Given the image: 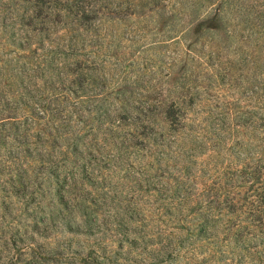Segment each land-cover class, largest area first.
Wrapping results in <instances>:
<instances>
[{
    "label": "rangeland",
    "instance_id": "obj_1",
    "mask_svg": "<svg viewBox=\"0 0 264 264\" xmlns=\"http://www.w3.org/2000/svg\"><path fill=\"white\" fill-rule=\"evenodd\" d=\"M49 1L0 0V264H264L261 30L190 0ZM58 13L57 35L25 48ZM181 90L195 102L175 130L101 120ZM48 153L56 168L35 158Z\"/></svg>",
    "mask_w": 264,
    "mask_h": 264
},
{
    "label": "trees",
    "instance_id": "obj_2",
    "mask_svg": "<svg viewBox=\"0 0 264 264\" xmlns=\"http://www.w3.org/2000/svg\"><path fill=\"white\" fill-rule=\"evenodd\" d=\"M51 1V0H50ZM48 2L47 4H49V6L51 5V2ZM210 4L207 7H203L202 5H199L197 0H190L191 5L190 6H185V8L187 9H215V4L218 5V9L221 10L222 8H226L227 7V11L231 14L232 19H233V26L234 25H239L242 26L244 29H249L250 31L256 32V30H261L259 32V36L257 38L261 39L263 38V43H264V0H207ZM137 2V1H136ZM138 2L140 3L139 5L141 6H145L146 3H144V0H138ZM55 7L58 8L59 2L56 0L55 1ZM179 8H183V6H180ZM62 14L58 13V15L54 14L51 15V17L46 14L45 17H42V15H40L41 18L39 21V24L41 26L45 27V31L39 30L37 33L40 34L41 32H46V35H43L42 37H35L33 40H31V42L29 41V44L27 43V45L25 46V48H29V46H33L35 44V42L40 41H47L50 40L51 36L53 35H57V30L52 28V25L54 24H58L60 19L62 18L61 16ZM53 17V18H52ZM74 25H77V29H74L75 31H79L80 29H82V22L87 20V19H91L90 14H86V13H82L80 15L79 11H77L74 15ZM32 18V17H31ZM30 18V19H31ZM36 18V17H33ZM32 18V19H33ZM243 24L245 26H243ZM254 29H256L254 31ZM248 39V36H247ZM37 40V41H36ZM240 40H246L244 39V37L242 36V38ZM72 47L74 48L73 51L70 52V50H68V48L62 46V49L59 50L64 54L67 55H76V51L80 49L79 46L73 44ZM258 60V59H257ZM255 64V67H261L262 65L253 61ZM260 63H264V59H262L260 61ZM72 66V69L68 68V73H71L72 75L76 76V81L81 82L82 78H85L84 75L86 76L89 71L92 70V66L90 65H85L83 66V62L80 61L79 59H76L75 62H72L70 64V67ZM254 65L252 64L251 67H253ZM236 69V68H235ZM239 68H237L238 70ZM264 74H260V76H262ZM257 77L256 78H252V82L254 84H257ZM263 80H261L260 83H264L262 82ZM83 82V81H82ZM105 85V83H104ZM82 86V85H81ZM255 92V91H254ZM94 96L99 97L101 96V93L97 94V93H93ZM171 95L169 101L167 102V98H169V96ZM170 95H163V94H150L144 97V100L141 101H137L136 105H133L132 102H128V99H124L125 104H120L118 105V103L116 105H114V108L112 109H106L105 111L101 112V120L103 122L112 124L113 121L115 120V118H119L121 121H126L127 119H131L133 121H139L143 116H148V117H160L163 122H165L169 128H171V130H175V127H180L182 124L183 119L185 118V111L183 110V108H186V106H191L192 103L195 102L194 97H191L189 94H185L184 95V91L181 90L178 93L175 94H170ZM185 96V97H184ZM94 100H91V102H93ZM262 99H258V102H261ZM186 110V109H185ZM86 112H90L91 111V107L89 108V105L86 107ZM114 112L115 115H112ZM137 112V113H135ZM83 114V113H82ZM252 116H256V115H252ZM262 117L264 118V115H262ZM28 125V124H27ZM35 129V126L29 125L28 127L26 126L24 128V132L26 133L27 136V140L29 143L30 139L33 137H38L39 135H41V132L39 134H36V136H34L32 133ZM65 130L66 133H68V128L63 129ZM63 134H66L64 131H61ZM53 137V140H51L50 145L53 147L54 145L57 144V142H59L60 139H62L61 137H56L55 135H51ZM37 160L43 162L44 164H47V167H53L56 168L57 166V155H55L54 153H48V154H42V155H37L35 157ZM51 180V179H50ZM49 180V181H50ZM48 181V182H49ZM62 198L64 199L65 197L62 196ZM263 212H259V214H262ZM258 219V221H261L260 217L261 216H254ZM48 222H45V224ZM47 226H50L49 224H46ZM70 232L73 233H82L83 231H81V229H73L71 226L69 227Z\"/></svg>",
    "mask_w": 264,
    "mask_h": 264
}]
</instances>
